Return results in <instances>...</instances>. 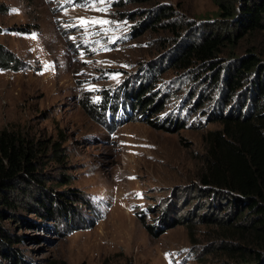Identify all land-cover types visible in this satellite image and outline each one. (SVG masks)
<instances>
[{"label":"rangeland","instance_id":"rangeland-1","mask_svg":"<svg viewBox=\"0 0 264 264\" xmlns=\"http://www.w3.org/2000/svg\"><path fill=\"white\" fill-rule=\"evenodd\" d=\"M238 3L0 0V47L13 59L0 66V131L40 144V183H17L15 208H0L2 231L16 240L6 248L21 256L17 264H234L239 255L228 256V234L199 218L237 219L228 201L207 198L200 176L211 161L206 137L223 128L212 112L236 117L237 107L249 104L247 117L257 101L254 75L227 98L238 59L250 54L264 65V31L240 34L237 10L222 15ZM78 18L109 23L80 26ZM209 33L234 39L219 47L214 70L172 66L180 42ZM141 83L152 85L162 104L151 120L168 130L87 114L86 105L105 95L121 100ZM259 101L264 105V97ZM49 190L80 199L71 202L69 218L56 212L49 221L32 211V198L44 200ZM175 220L180 224L172 227ZM0 263L12 264L1 254Z\"/></svg>","mask_w":264,"mask_h":264},{"label":"trees","instance_id":"trees-1","mask_svg":"<svg viewBox=\"0 0 264 264\" xmlns=\"http://www.w3.org/2000/svg\"><path fill=\"white\" fill-rule=\"evenodd\" d=\"M220 7L226 10L222 4ZM235 9L238 16L236 22L242 28L240 34L264 31V0H239L237 8L226 10L222 15L232 18L235 16ZM166 16V12L161 13L154 20V26ZM170 30L174 31L173 27H170ZM224 40L234 42L230 37L212 33L204 35L200 41L180 42L176 47L178 53L171 57L172 66L189 69L195 63L209 66L212 64L210 69L214 70L218 65L214 59L220 53L219 47ZM12 60L0 47V66L7 67ZM251 75L256 79L254 93L257 95V101L250 106L253 111L247 117L249 104H245V111H242L244 106L237 107L236 117L223 115L220 111L212 112V120L219 122L223 128L209 132L206 137L211 141L208 150L211 161L200 176V189L209 192V200H226L231 204V208L235 209L237 219L233 223H225L222 220L218 222L207 217L199 218L202 223L215 224L228 234L230 245L225 246L228 256L239 255V258L234 259V264H264V105L259 101L264 97V65L257 57L247 54L237 60L232 76L227 79V98L242 90ZM219 79L218 75L214 77V83ZM151 89L152 85L141 83L135 90H125L122 99H114L113 102L105 95L100 104L90 103L85 106L87 114L98 121L110 117L118 125L141 120L153 128L168 130L162 126L164 122L151 120V115L157 116L162 111V104L155 101V96L150 93ZM224 104L229 105L230 100H225ZM39 145L18 131H0V208L3 210L15 208L16 200H13L10 194L15 192L17 183H33L31 179L40 183L35 173ZM49 191L43 194L46 197L44 200L42 197L32 198L36 207H31L32 211L49 221L53 220L56 212L62 213L66 219L69 218L72 215L71 202L76 203L80 199L72 196L75 194L64 196ZM3 215L1 210L0 223ZM179 224L180 222L175 220L172 227ZM15 242L16 240L3 232L0 226V254L12 264L21 260V256L16 255L17 253L11 254L6 248Z\"/></svg>","mask_w":264,"mask_h":264},{"label":"snow or ice","instance_id":"snow-or-ice-1","mask_svg":"<svg viewBox=\"0 0 264 264\" xmlns=\"http://www.w3.org/2000/svg\"><path fill=\"white\" fill-rule=\"evenodd\" d=\"M91 2V0H89V3ZM97 2H99V3H103L104 2V0H97ZM65 3H73V0H65ZM86 6H88V5H86ZM13 12H15V11H17V10H15V9H13L12 10ZM79 19V21H80V26H87L88 24H100V25H104V24H107V23H109L108 21H106V20H91V21H89V20H86V19H84V18H78ZM33 38H35L34 36H33ZM48 67V65H45V68H47ZM139 195V194H138ZM167 255H169V254H166V256Z\"/></svg>","mask_w":264,"mask_h":264}]
</instances>
